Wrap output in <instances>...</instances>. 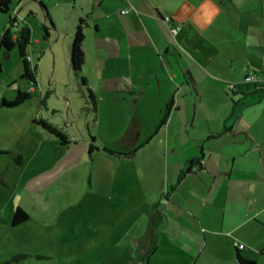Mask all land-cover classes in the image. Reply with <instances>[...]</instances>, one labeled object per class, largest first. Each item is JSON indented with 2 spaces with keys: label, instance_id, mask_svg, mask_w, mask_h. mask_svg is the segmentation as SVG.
Masks as SVG:
<instances>
[{
  "label": "rangeland",
  "instance_id": "374dc122",
  "mask_svg": "<svg viewBox=\"0 0 264 264\" xmlns=\"http://www.w3.org/2000/svg\"><path fill=\"white\" fill-rule=\"evenodd\" d=\"M90 1L82 10L74 0H11L10 10L0 11V35L8 27L11 33L22 26L31 29L25 49L37 77L34 86L22 77L18 46L0 50V262L25 253L16 264H135L147 255L152 264H180L176 255L181 248L166 246L163 239L155 252V242L147 246L150 237H167L169 222H181L176 207L167 203L174 174L186 166H179L180 151L171 148L175 120L169 114L168 82L161 72L160 80L147 72L150 57L145 53L142 90L103 87L101 81L117 67L127 77H137L139 69L127 67L130 56L98 58L90 32L83 65L86 84L73 73L71 41L80 18L90 15ZM108 59L117 65L106 69ZM208 70L239 77L236 66L210 65ZM195 87L205 97L222 95L227 103L216 102L217 108L230 109L232 94L224 85H192L193 98ZM29 89L30 97L21 104H2L15 99L18 90ZM198 110L196 124L202 118L200 129L211 132L204 111ZM206 143L217 151L232 150L223 147L225 139ZM17 207L29 219L14 226Z\"/></svg>",
  "mask_w": 264,
  "mask_h": 264
},
{
  "label": "crops",
  "instance_id": "0c3cea01",
  "mask_svg": "<svg viewBox=\"0 0 264 264\" xmlns=\"http://www.w3.org/2000/svg\"><path fill=\"white\" fill-rule=\"evenodd\" d=\"M88 1L74 3L84 10ZM90 2V15L83 25L86 37L87 32L94 35L98 58L130 56L127 67L139 69L137 78L133 73L127 77L117 67L101 85L110 90L133 86L142 90V57L147 53V72L159 80L161 72L172 96L168 104L175 120L171 148L180 151L179 166H186L174 174L167 203L176 207L181 222H169L167 237H150L147 246L155 242L151 248L155 252L163 239L166 246L181 248L176 255L180 264H239L238 253L264 264V0ZM125 8L130 11L121 13ZM171 25L177 28L174 36ZM107 63L106 69L117 65L109 59ZM210 65L230 70L236 66L239 77L216 76L208 70ZM251 72L258 75V81L241 82ZM209 81H217L231 92L230 109L217 108L216 102L221 106L227 103L220 94L205 97L195 87L197 97L193 98L192 85ZM229 84H236L237 89L232 91ZM199 107L210 122L211 132L200 129L202 118L196 124ZM222 111L225 116L220 115ZM211 139H225L223 147L232 150L217 151L216 146L206 143ZM194 159L202 165L193 167L197 172H186ZM184 183L188 189H183ZM236 241L244 247L236 246ZM143 252L148 254V249ZM150 257L140 256L135 264H152Z\"/></svg>",
  "mask_w": 264,
  "mask_h": 264
},
{
  "label": "trees",
  "instance_id": "16d2710c",
  "mask_svg": "<svg viewBox=\"0 0 264 264\" xmlns=\"http://www.w3.org/2000/svg\"><path fill=\"white\" fill-rule=\"evenodd\" d=\"M10 3H11V0H0V11L8 12L10 10ZM46 13H47V17L51 19L50 14L48 13L47 9H46ZM16 20H17L16 18L10 20L9 25L13 26ZM85 22H86L85 18H81L79 24L77 25V28L74 33V38L72 41L71 54H70V67L76 75L80 76L84 84H86L87 81H86V77L81 74V70L86 61L85 50L83 48V43L86 37L85 31H84V25H83ZM30 43H31V29L28 26H22L15 33H11V29L10 27H8L6 28L4 33L0 35V50L3 48L6 50H10L14 46L19 47L20 55L23 60L22 77L27 79L29 83H31L32 86H34L37 80L36 79L37 78L36 77V64L35 66L31 65L32 57L27 55L26 49H25V46ZM29 57H31V59H29ZM1 70H2V63L0 61V71ZM228 87L232 91L237 89L236 84H229ZM29 91L30 89L29 90H18V93L15 99H13L10 102L4 100L2 104L8 105V106L19 105L24 100L30 97L31 94ZM90 92L95 102L94 93L92 90H90ZM169 106H170V103H169ZM58 135L61 138L62 142H67V138L64 134L58 133ZM197 165H202L201 160H196V159L192 160L186 172H191L192 171L191 169H193L194 166H196V168H199V166ZM28 219H29V214L26 211H24L22 208L17 207L14 211L12 224L15 226ZM26 257L27 255L25 253L14 254L12 258L1 261L0 264H16V263L21 262ZM238 261H239V264H256L255 260L246 258L242 256L240 253H238Z\"/></svg>",
  "mask_w": 264,
  "mask_h": 264
},
{
  "label": "built area",
  "instance_id": "2783aa9c",
  "mask_svg": "<svg viewBox=\"0 0 264 264\" xmlns=\"http://www.w3.org/2000/svg\"><path fill=\"white\" fill-rule=\"evenodd\" d=\"M130 10L129 8H125V9H122L121 10V13L125 14V13H128ZM170 20V16H167L166 17V21ZM171 29L172 31L176 32L177 28L173 25H171ZM29 59H31V57H29ZM258 75L254 72H251L249 74H247V76L245 77V81L246 82H257L258 81ZM235 245L238 246L239 248H243L244 247V244L241 243V242H235Z\"/></svg>",
  "mask_w": 264,
  "mask_h": 264
}]
</instances>
